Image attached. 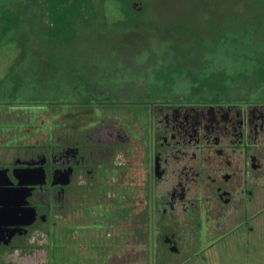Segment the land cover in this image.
<instances>
[{
  "label": "flooded vegetation",
  "instance_id": "flooded-vegetation-1",
  "mask_svg": "<svg viewBox=\"0 0 264 264\" xmlns=\"http://www.w3.org/2000/svg\"><path fill=\"white\" fill-rule=\"evenodd\" d=\"M27 1L0 3V48L18 44L17 57L31 58L32 38L64 41L42 35L47 5ZM14 68L0 90L16 96ZM19 68L32 70L27 59ZM155 72L117 99L73 97L48 133L35 112L0 120V186L20 194L8 206L18 218L0 219V264H80L73 250L90 226V264H239L248 255L264 214V97L239 96V78L224 91Z\"/></svg>",
  "mask_w": 264,
  "mask_h": 264
},
{
  "label": "trees",
  "instance_id": "trees-1",
  "mask_svg": "<svg viewBox=\"0 0 264 264\" xmlns=\"http://www.w3.org/2000/svg\"><path fill=\"white\" fill-rule=\"evenodd\" d=\"M25 1L28 2L27 0ZM41 1L43 4H46L48 8V36H61L66 43L77 38V22L83 27H92L93 24H96L95 26L100 29L99 31L108 30L111 35H115L116 37L120 33V35H124L132 23L133 4L135 2V0H119L125 15H123L122 19L108 23L103 13L104 0ZM139 1H141L142 8L138 12L142 14L143 11L146 12L145 0ZM149 1L151 7L149 12L146 13V21H144L145 23L143 25V31L146 37L141 40V45L139 46L143 47L139 48V50L142 51L144 49L142 53L145 54L140 57L136 53V55H131L128 59L132 62L130 61V63H127L125 67H131L136 71L132 79L141 80L144 77H150L152 75L151 71H156L155 73H157L160 78L168 77L166 79L167 82L174 81L170 80L174 74L173 72H175L174 75L176 77L177 75L180 76L181 70L184 71L185 66L190 65L191 59L199 56L207 58L201 55L203 52L200 51L199 47H201V49L205 47L206 52H208L212 49L210 46L211 37L214 35L215 37H219V34H221V36L223 35L222 39H219L218 42H221V45H218L220 47H224L225 45L231 47L232 45L238 44L241 46L245 45L247 46V52H253L251 54L248 53V58L250 59H252L251 55L255 52L264 54V48L260 45L262 40H258L264 38V0ZM32 2L38 4L40 0H32ZM98 15H100L99 19ZM222 19L226 21L227 25L221 21ZM148 28H151L150 30H153V32L148 33ZM93 36L95 38L98 37L99 40L94 39V41H92L93 38L82 41L79 40L81 46L84 45V41L88 42V44H86V48L90 51V56L86 58L88 63L91 61V68L96 64L99 65L98 70L95 68L97 72L104 70L107 72L109 71L114 77L117 76L116 72L119 65L115 66L114 62L119 60V58L124 59L126 57L122 54L125 50L122 49L123 45L121 47L116 45L114 49L112 47L113 50H110V45L118 44L115 43L118 42V40H115L114 36L113 41L103 39L104 36L102 33ZM154 36H156V38ZM229 36H231L230 39L228 38ZM153 37L155 40H152ZM222 50L223 49H220L219 51ZM229 50L230 52L232 51L231 55L233 59H236L237 53H233L235 48L232 47V49ZM170 55L173 61L178 64L177 66H167L170 60L169 58L171 57ZM211 58L213 57L211 56ZM179 59H181V63H179ZM254 61L251 66L255 65V67L254 69H250L251 73L255 75L254 78L250 77L247 70H238V72L236 70L227 71L231 65H228L227 68L222 64L213 62L214 64L212 67L215 70L211 71V69H208L209 72H213L211 75L204 67L195 71L188 68L189 71L184 72L185 75L188 74L186 76L187 78L182 77L179 79L199 85L205 84L207 86L218 83L220 84L219 89L229 91L235 86L239 78L240 80L242 79L239 83L249 84V88H252V91L264 89V56L262 58H254ZM149 67H151L150 71H148ZM221 67L223 69L222 71L220 70ZM91 73H95L94 70L92 72L91 69ZM169 73L172 75L167 76ZM96 74L98 75V73ZM86 80L88 81L89 78ZM177 80L178 77L175 81ZM79 82L83 83L82 80Z\"/></svg>",
  "mask_w": 264,
  "mask_h": 264
},
{
  "label": "rangeland",
  "instance_id": "rangeland-1",
  "mask_svg": "<svg viewBox=\"0 0 264 264\" xmlns=\"http://www.w3.org/2000/svg\"><path fill=\"white\" fill-rule=\"evenodd\" d=\"M25 1V0H24ZM101 1V0H98ZM149 0H145L146 5V12L143 11L142 14L138 11L141 10L142 5L141 1L135 0L133 6L134 9L132 11V23L131 26L126 30L124 35H120L117 33V37L115 35H111V33L108 32V30L105 31H99L100 29L97 28L94 24L92 27H83L80 25L79 22L76 24L77 29V38H74L69 43L66 42H57L54 41L52 43L50 42H38V39L31 40V47L32 51H37L36 55H32L31 58H25L22 55L17 57L18 52V44H15L14 46L11 45V49L8 47H2L0 48V79L4 76L5 73H10L12 71V66L15 65L17 68L19 67V64L24 65V60L27 59L30 61V67H32V70H23L20 68H14V73H18V87L23 88V91H18L16 96L13 94H8L7 91L5 93H2L0 90V101H10V100H20L22 98H25L27 101L26 106L24 108H21L22 105L15 103L12 105L4 104V102H1L0 104V114L1 113H7L3 114L0 118L1 124L8 120L16 121L20 120L19 118L23 115V117H26L30 115L33 117V113L35 112L36 118L45 119L43 128L45 126V132H49L52 122L54 121L53 116L55 117L57 114V109L60 108V105L67 107L70 106L69 101L71 99L76 98V100H86L89 99L90 101H98V100H104V99H110V98H119L123 93L121 90H119L122 87H126L130 82L132 83H142L145 82V79L148 77H144L141 81L137 79H132L133 74L136 73V71L133 68H125L127 63H130L131 60L128 59L131 55L138 54L139 57L141 55H144L145 53H142V51L139 50V47L141 44V40L146 37L143 31V25L144 21H146V13L149 12L151 4L149 3ZM0 3L8 4V3H14L13 0H0ZM99 5V3H98ZM104 18L107 20L108 23L122 19L123 15H125L121 7V2L119 0H104ZM102 9V10H103ZM130 12V11H129ZM100 18V15H98V19ZM26 22H32V17L30 15H27L25 17H22V24ZM157 21V20H156ZM224 24L227 25L225 20H221ZM127 27V26H125ZM230 27V26H229ZM141 28V29H140ZM232 28V27H230ZM21 31L18 32L17 35H24L23 32V26H21ZM151 29V28H150ZM147 29L148 33H152L153 30ZM34 30L39 33L40 27L36 26ZM42 35H45L47 32L46 30L41 29ZM122 31V30H119ZM128 32V33H127ZM98 33H102L104 36L103 39L105 40H111L113 41L118 40V44H112L110 45V50L114 49V46H122V49H125L122 54L123 56H126L124 59L119 58L116 62H114L115 66H118L117 70V76H112L111 73L108 71H101L97 72L99 65H95L93 68H91V61L88 63L87 57L90 56V51L88 48H86V44H88L87 41H84V45H80V41L82 40H88L89 38H93L92 41L99 40L98 37L95 38L93 35H96ZM36 33H34L35 35ZM39 35V34H37ZM114 36V38H113ZM223 36V35H222ZM221 34H219V37L212 36L211 40V47L212 49L206 52L205 47L203 49L200 48V51L203 52L205 57L202 56L194 57V59H191L190 65L185 66V70H199L200 68L204 67L205 69H214L212 65L215 62L216 64H222L223 66H226L228 68V65H231L229 70L232 71L238 70L243 71L247 70L249 72L250 77H255L254 74L251 73L250 69H254L255 65L251 66L253 64L254 58H262L264 54L254 53L252 56V59L248 58V53L253 52H247L246 48L247 46H241L238 45H232V47L235 48L233 53L236 54V59H233L229 49H232L231 46L225 45L224 47H220L218 45H221L219 42V39H222ZM156 38V36H154ZM152 38V40H155V38ZM23 38V37H22ZM150 38V37H149ZM229 39L231 36L228 37ZM23 40H27V38H23ZM36 40V41H35ZM80 40V41H79ZM101 40V39H100ZM258 40L261 41V47L264 48V38H260ZM120 41V42H119ZM25 42H22V49L26 48V44L23 45ZM29 43V42H28ZM114 43V42H113ZM120 43V45H119ZM125 44V45H124ZM229 46V48H228ZM113 47V49H112ZM226 48V49H225ZM245 48V49H244ZM220 49H223L222 51H219ZM238 50V51H237ZM4 51V52H3ZM224 51V52H223ZM251 51V50H250ZM136 53V54H135ZM150 53V52H148ZM200 55V54H199ZM16 56V57H15ZM120 56V55H119ZM118 56V57H119ZM122 56V55H121ZM171 56V55H170ZM211 56L213 58H211ZM239 56V57H238ZM15 57V62H14ZM38 57V58H36ZM117 57V58H118ZM174 57V56H173ZM231 57V58H230ZM244 57V58H243ZM169 62L167 63V66L173 65L177 66L178 64L175 63L172 59V56L169 58ZM175 59V58H174ZM211 61H210V60ZM179 63H181V59L178 60ZM132 62V61H131ZM255 62V61H254ZM258 63V62H257ZM255 64V63H254ZM124 65V67H123ZM154 66V65H152ZM62 67V68H61ZM37 68V69H36ZM61 68V69H60ZM97 70H96V69ZM151 67H149L148 71ZM189 68V69H188ZM17 69V72H15ZM94 70L95 73H91ZM209 71V70H208ZM186 72V71H185ZM98 73V75L96 74ZM175 74V72H173ZM91 74V77H90ZM173 74V76L170 78V80H174L173 82H182L185 83L186 80H181L179 78L186 77L185 73L181 70L180 76L177 75V77ZM184 74V75H182ZM172 74H168L167 76H171ZM89 78L87 81L86 79ZM168 78V77H167ZM167 78H160L158 81L167 82ZM8 79V78H7ZM25 81L23 82V80ZM2 80V79H1ZM82 80L83 83L79 82ZM135 80V81H134ZM7 81V80H6ZM23 84V85H21ZM1 86L0 88L6 87ZM130 87V86H127ZM248 85H241L237 94L241 96L242 94H250L249 96H246V98H249L250 100L255 98H262L264 97V89H256L255 91H252V88H247ZM131 88V87H130ZM128 88V89H130ZM127 89V90H128ZM245 90L244 93H242ZM251 90V91H249ZM127 92V91H126ZM162 92V91H160ZM119 95V96H117ZM74 97V98H73ZM90 105V106H89ZM84 106L85 108L91 107V104ZM93 108H98L97 105H92ZM83 107V106H82ZM105 107V106H101ZM91 109V108H90ZM110 109V108H109ZM54 111V112H53ZM49 113V114H48ZM82 113V112H80ZM49 115V116H48ZM8 119V120H7ZM15 124V123H14ZM16 139L17 136H14ZM81 222V221H80ZM89 226H87L88 228ZM86 229V227H84ZM254 232L250 235L251 240L247 247L248 249V255L245 253H239L240 255L237 257V261H241L239 264H264V214L256 220L254 225ZM89 237L87 239V242H83L84 244L80 246L78 250H73L75 253L74 257H79V255H76V252H80L83 256H81L80 264H90L91 261V226L89 227ZM90 238V239H89ZM88 243V245H87ZM41 251H37L40 255L33 253L32 255L35 256L40 260L42 259ZM193 252V251H192ZM187 253V252H185ZM211 254V253H210ZM187 255V254H185ZM40 256V257H39ZM237 256V255H236ZM228 263V262H227ZM189 264H224L223 262H218V260L214 259L213 262H191ZM226 264V263H225Z\"/></svg>",
  "mask_w": 264,
  "mask_h": 264
},
{
  "label": "water",
  "instance_id": "water-1",
  "mask_svg": "<svg viewBox=\"0 0 264 264\" xmlns=\"http://www.w3.org/2000/svg\"><path fill=\"white\" fill-rule=\"evenodd\" d=\"M6 172V171H4ZM19 192L16 190L11 191V189L9 187H3L0 186V205H2L0 207V219L2 218H9V219H13L15 217L18 218V216L14 215V212L9 209V203L13 202L12 199H14L15 197H19ZM16 219V218H15ZM1 223V222H0ZM1 225H5V223H1ZM2 231H0L1 233Z\"/></svg>",
  "mask_w": 264,
  "mask_h": 264
}]
</instances>
